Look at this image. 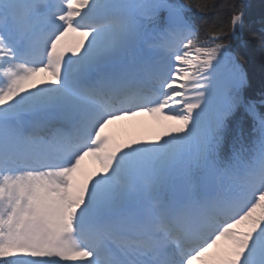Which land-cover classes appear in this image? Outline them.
<instances>
[{
  "label": "snow or ice",
  "instance_id": "obj_1",
  "mask_svg": "<svg viewBox=\"0 0 264 264\" xmlns=\"http://www.w3.org/2000/svg\"><path fill=\"white\" fill-rule=\"evenodd\" d=\"M249 9L0 0V264H264V87L248 94L243 54L264 52V18L250 29ZM138 115L170 123L105 134Z\"/></svg>",
  "mask_w": 264,
  "mask_h": 264
},
{
  "label": "trees",
  "instance_id": "obj_2",
  "mask_svg": "<svg viewBox=\"0 0 264 264\" xmlns=\"http://www.w3.org/2000/svg\"><path fill=\"white\" fill-rule=\"evenodd\" d=\"M249 4V28L259 30L264 18V0H249ZM243 54L248 58V63L245 65L250 80L248 94L258 98L261 88L264 87V52L253 46Z\"/></svg>",
  "mask_w": 264,
  "mask_h": 264
},
{
  "label": "rangeland",
  "instance_id": "obj_3",
  "mask_svg": "<svg viewBox=\"0 0 264 264\" xmlns=\"http://www.w3.org/2000/svg\"><path fill=\"white\" fill-rule=\"evenodd\" d=\"M69 40H71V35L68 37ZM142 116L138 115L135 117V124H132V129L128 130L125 134L126 138L128 139L129 142L133 141V140H143V141H149V140H154L160 133H161V128L159 126H155V128H151L149 126L145 127V128H141L139 127L141 124V120H142ZM130 128L129 126H123L120 125L118 126V130L122 131L124 129H128ZM143 130V132H141ZM161 130V131H159ZM164 131V130H163ZM117 133V131H116ZM119 136V134L117 135ZM139 136V137H136ZM94 171L96 172L99 169V164L96 162L94 165Z\"/></svg>",
  "mask_w": 264,
  "mask_h": 264
},
{
  "label": "bare ground",
  "instance_id": "obj_4",
  "mask_svg": "<svg viewBox=\"0 0 264 264\" xmlns=\"http://www.w3.org/2000/svg\"><path fill=\"white\" fill-rule=\"evenodd\" d=\"M113 124H111V125L108 126L111 134H112V130H113ZM143 124L144 125H141L142 126L141 128H144L143 126L146 127V126H149V125L152 127L155 124V122L150 121V119L146 118V119L143 120ZM108 127H107V129H108ZM141 132H143V131H141ZM95 163H96L95 161H91V158L90 157H86L85 160L82 162V166H81L82 167V171L84 173H87V174H92V171H93L92 166Z\"/></svg>",
  "mask_w": 264,
  "mask_h": 264
}]
</instances>
